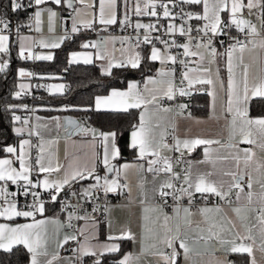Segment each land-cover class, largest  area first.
<instances>
[{
	"label": "crops",
	"instance_id": "crops-1",
	"mask_svg": "<svg viewBox=\"0 0 264 264\" xmlns=\"http://www.w3.org/2000/svg\"><path fill=\"white\" fill-rule=\"evenodd\" d=\"M134 1L135 0H127V4H125V0H120V2L117 0L116 11L118 21L121 20L122 13L126 8L134 11L128 5L129 3L135 5ZM244 2L247 3V0H244ZM99 5L100 0H83V3H81L80 0H74V6L82 10L78 26L86 28V22L91 20L93 21L92 25L100 29L110 27L118 28L120 26L119 23L114 25H101L99 23ZM185 5L191 11L202 13V5ZM48 6L52 7L58 13L57 18L52 24V31H49L47 14H45L42 18L43 22L40 32H36L34 28H31L30 31L22 32L20 35L30 37L32 41L43 39L49 43H60L59 48L45 49L34 47L33 51L36 54H52L54 57L55 50L65 47L67 51L65 65L67 67L71 65L68 62L71 54L79 53L82 56H90L91 63L97 65L98 69L104 73L108 60H125L131 56L133 52H139L141 55L143 54V46L148 45L140 44L134 48H115L112 45L111 39L105 37L101 40L95 39L93 44H96L97 47L93 48L90 46L84 48L82 45L87 43V39L84 36H74L68 40L64 39L61 43L60 38L63 37L64 19H68L69 27L71 28V17L75 16L76 13L73 12L72 9H67L66 5L64 6L66 10L63 11L59 6L52 4ZM258 12L261 16V10L259 8H253L251 10L245 8L242 10L241 17L251 22L255 20V14ZM226 16L227 14L223 13L222 19L226 18ZM149 17L150 16L138 17L135 15L133 17V24L137 22L147 24ZM259 19L260 20L255 26L257 32L261 33V35L254 36L252 38L254 43L248 44L247 49L242 54L243 65H241V67L245 65L248 66L250 87L257 83L259 78L264 75V47H261V44L264 43V26L261 24V17ZM199 22L200 21L192 20L194 24H198ZM231 26L233 25L229 22V26L226 28H230ZM233 29H236L235 26ZM12 41L13 40L10 38V43ZM14 42L16 50L18 51L19 40L17 35L14 37ZM195 43L197 42H193V45H195ZM151 48L152 46L148 45L147 56ZM157 48L161 49L162 52L164 51V49H162L164 47ZM215 48L217 50L215 62L209 63L211 57L208 56L207 53H204V49H196L194 46L191 48L192 51L204 53L205 58L201 61L199 57L196 56L185 57L183 55L184 49L180 47L182 57L187 64V67H185V64H182L184 67L183 74L188 72L189 69H196V71L188 72L190 78L200 76L210 78L213 81L212 85L194 84L190 87L200 89V93L204 94L206 97V111L203 114L190 113L189 105L182 100H177L174 106L159 105L158 100L165 97L161 96L160 93L167 90L169 79L173 84L171 72L164 68V65L170 64L171 62L161 65L159 61L148 59V61L153 64L150 72L140 79L127 80L125 86L123 88H118V90H126L128 83L135 82L142 92L145 89V85H147L149 90H154L157 93V99L155 101L141 108L133 109L136 111L134 126L140 124L141 113H143L145 128L148 130V137L152 142V146L159 151L160 157H167L170 160L172 153H179L187 164V174L185 176L189 177L190 182L195 180L196 175L210 173V175L207 176V180L213 182L217 187L227 193L223 198V202L220 204L210 203L199 205L189 211L186 203L191 196L200 194L199 192H195L194 189H189L191 195H182L178 204L173 206L170 210H163L158 204V197L165 189L162 186L166 182L171 181V174L170 172L162 170L164 167L162 163L149 165V161L157 159V157L145 155L141 158L138 149L130 147L133 126L128 133V146L134 152V156L129 160L112 161L113 164L121 168V174L118 178L114 173L109 174L108 177L109 179H118L121 188L116 192L106 194L114 200L105 205L104 219L102 222L98 220L96 214L86 213L83 216L90 218L79 219L76 228L69 229L64 223L62 216L57 212H53L52 214L44 213L43 216L37 215V220L48 221L43 226L41 236L46 241L47 258L51 259L53 254L58 257L57 260L53 261V264H69V261H71L72 264H95V260H92V257L95 256H82L77 259L82 244L92 247L97 252V255L100 254L103 246L106 244H117L119 246V255L114 259L104 260L106 255L117 252L105 253L100 257V264H106V262L119 264V261L122 260L124 256L131 257L129 264H163L159 255L155 253L162 251L170 254L172 252V249L167 248L163 243V237L166 235H175L177 229H179L180 238L185 241L190 251L188 253V258L185 259L184 250L179 247V241H176L174 243V247L178 252L176 264H216L218 260L222 261L223 264H238L241 259H246L247 264H252L253 259H255L256 264H264V252L261 251L260 241V230L264 225H261L259 219L262 204L261 197H264V166H262L264 165V149H262L260 145L264 141H262L260 133L253 128L251 129L252 135L249 136L248 139L254 141V143H249L244 139L240 127H233V114L226 111V88L228 82L227 56L225 54L226 52L218 43ZM122 49L123 53L121 51ZM97 54H101L105 58L98 59ZM240 55L241 53L238 50L233 53V68L236 79H240L241 76L240 68L236 67L237 57ZM79 63L86 64L83 60ZM18 68L28 70L24 66H19ZM205 68L209 69V71H203ZM161 69L166 73H170V76H161ZM36 77L42 80L43 92L47 96L61 94L49 92V86L63 84L64 91L68 87L66 82L62 78L57 77L56 74L44 73ZM149 80L156 81V83H149ZM221 81L224 84V89L220 88ZM21 82L29 85L28 89L31 87V78L22 79L19 77L16 82L17 91L19 90V84ZM184 82L185 87L189 88L187 80H184ZM113 89H110L105 94L94 96L92 108L94 109L95 97L109 95ZM213 91L216 93L215 109L213 108V96L208 94ZM176 95H179V92H176ZM181 105H183V107H181ZM66 107L67 106H60L58 108L49 107L43 103L37 105L35 111L29 118V125L25 126L23 137H18L15 143L9 144L18 146L21 139H28L31 143V147L27 149V162L33 165H35V161L40 154V146L43 145L45 161L51 159L54 166L57 164L61 166V171L59 173L54 172L50 176L47 173H37L34 170L36 174L34 181H42L45 178L52 180L63 179L65 172L71 173L76 169H91L94 163L96 165V174L102 177L107 175L105 174L102 163L93 155V151H95V153L102 157L103 148L100 143L97 142L95 149H93L90 132L84 133L80 131L74 135L65 134V129L62 127V118L64 116L62 110ZM164 109H168V111H164ZM79 116L74 117L78 119ZM249 116L253 118L264 117L260 115ZM236 123L240 125L242 121L237 120ZM20 126V124L15 123L13 131L15 127ZM86 128H94L105 132L111 130H101L92 124L88 125ZM29 129L32 131L31 136L28 135ZM168 129H170L174 135L173 146L164 148L160 146L161 138L164 137ZM192 139H207L219 141V143L198 145L189 152L182 147V142ZM176 140L181 141L180 151L175 150L174 146ZM32 149L33 152H31ZM205 149L208 150L207 159L205 158ZM245 150H247V152ZM246 155H251V159L247 162L245 160ZM3 158H11L13 160V166L19 170V161L16 160L14 156L10 157L9 154L4 152V155L1 156L0 159ZM125 164L131 166L126 171L123 170V165ZM149 167L160 170L149 171ZM185 176L182 178V188L188 187V185L184 183ZM94 183L95 180L91 177L84 180L77 179L65 185L63 189L83 193L86 188ZM237 183L240 187L235 186ZM249 183L251 187L248 186ZM10 184L9 182V185ZM125 185L126 187H124ZM229 188H231V191H229ZM249 193H251V202H249L248 199ZM206 194L219 197L215 194ZM237 196H239V199H237ZM48 208L49 206L45 205V209L48 210ZM236 208L241 209L239 216L234 211ZM177 209H179V212H177ZM185 209L188 211L185 212ZM202 209H207L209 211L202 212ZM217 209H219V211H217ZM165 217L168 219L165 220ZM241 218H243V220ZM57 221H59V223H57ZM0 223L16 226L24 223H32V221L31 219L26 220L24 218L6 221L0 218ZM61 224L64 226L61 227ZM249 228L251 229V235L254 237V241L243 239V237L249 235ZM122 229L130 230L135 239L115 241L108 239L109 235H119ZM214 233H220L224 240H236L237 243L250 245L252 247V256H249L247 253L241 254L232 252L230 250L231 245L220 243V240L214 236L212 239H207ZM65 235H75L76 239L69 240L68 243L63 244L62 247L58 246V244L62 243ZM201 237L205 239H201ZM17 246L23 247L22 245ZM67 248H71L73 252L68 253ZM27 254V261L25 264H31V255L28 252ZM41 259H44V257H41Z\"/></svg>",
	"mask_w": 264,
	"mask_h": 264
},
{
	"label": "snow or ice",
	"instance_id": "snow-or-ice-1",
	"mask_svg": "<svg viewBox=\"0 0 264 264\" xmlns=\"http://www.w3.org/2000/svg\"><path fill=\"white\" fill-rule=\"evenodd\" d=\"M83 3V0H80ZM56 5L61 8V10L65 9V0H8L7 5L4 6L5 11L0 12V73H4L9 68L10 60L6 57H10L11 52V43L10 38L13 34V30L17 35L19 40L17 56L20 60L24 61H51L53 60L52 54H36L33 51L34 47L45 48V49H55L60 47V43H49L43 39L32 41L30 37L20 35V29L22 27L34 28L36 32L41 31L42 18L45 14H47V20L49 24V31H52V24L58 16L57 11H55L52 7L48 5ZM125 4H127V0H125ZM189 6H197L202 5V13H197L194 11L185 12L183 9V5ZM172 5L173 8L180 7L181 8V19L183 20V24L177 26L176 24L169 23L166 32L170 34L178 33L181 37H187V42L176 45L177 47H182L184 49L183 55L185 57L188 56H196L202 61L205 56L204 53H207L208 56L211 57L209 63L215 62V58L217 56V50L212 46L213 37H216L221 34H227L224 32V29L229 26V22L231 25L235 26V28L240 32H245L247 28V32H245L246 42L242 41L238 38L235 39L234 44H230L228 49L226 50L227 56V70H228V82L226 88V111L233 114V127H240L241 133L244 139L249 143H254V141L249 140L248 137L252 135L251 129H255L261 135L262 141H264V117H250L248 113V104L254 98H264V75L259 78V81L253 84L251 87L249 86V71L248 66H243V53L247 49L249 43H254L253 40H247V37H253L257 35H261V33L257 32L256 26L252 25L249 21L243 19L241 17L242 10L247 8L249 10L253 8H259L262 12H264V0H247V3L244 0H135L134 5V14L136 16H151L157 17L158 19L162 16L165 19L175 20L176 14L173 12L172 8L169 7ZM91 6V5H89ZM66 8L72 9L73 12L76 13L75 16H72V25H71V33H76L79 31V17L81 15V9H77L74 6V0H66ZM117 0H100L99 5V23L101 25H114L121 24L124 26H132V21L130 20L127 12H125L124 18L118 21L117 18ZM33 9V13L31 15L30 23L28 25L18 24L15 27L12 24V16L11 14H15L19 16L21 11ZM159 9V10H158ZM222 13H226V18L222 19ZM197 20L203 21L202 26L193 28L188 24V21ZM93 21H87L85 26L91 27ZM262 26H264V21L261 22ZM144 30L143 41L144 44L151 43L149 38V32L151 30H156L155 24H144V23H135L134 31L138 34L137 36V45L141 42L139 40L140 30ZM193 31L196 32V36H193ZM200 33H203V36H200ZM211 33V35H209ZM199 37V41L193 45V40H196ZM67 38L61 37L60 42ZM205 38H207L205 40ZM31 41V42H30ZM165 50L162 52L161 49L157 48L155 45L152 46L150 53L145 59H150L152 61H159L161 65H164L168 62L176 63L177 57L175 55H171L167 53V49L170 47L168 41H161ZM175 44V41H173ZM97 47L96 44L89 45L87 43L83 44L82 47ZM195 47L196 49H204V53L199 51H192L191 48ZM261 47H264V43L261 44ZM237 50L241 53L240 56L237 57L236 67L240 68L241 76L240 79H236L234 76V68H233V53L237 52ZM123 53V49L121 50ZM98 59H104L105 57L101 54H97ZM83 60L84 63H91V57L84 55L82 56L79 53H72L69 58V63H79ZM142 57L139 52H133L131 56H129L125 60L115 61L108 60L107 67L104 69V75L110 76L112 75V69L114 67H131L133 69L138 68L141 64ZM181 64H187L185 61L181 60ZM196 71V69H189L188 72ZM203 71L207 72L209 69L205 68ZM188 72L183 74V79L187 80L188 87H192L194 84H208L212 85L213 81L210 78H204L197 76L195 78H190ZM38 74L28 71L24 68H20L18 70V76L20 78H32L37 76ZM161 76H170V73H166L163 69L160 72ZM183 82V81H182ZM149 83H156V81L149 80ZM29 85L21 82L19 84V90L14 93L15 98L19 99L22 95L27 94V89ZM220 88L224 89V84L220 82ZM49 92L53 93H63L64 85H55L49 86ZM176 91H179L181 96L188 94L185 88H175V86L171 83V80L168 81L167 90L160 93L161 96H165L168 100H172L176 95ZM147 93V94H145ZM210 96H213V108L215 109V101H216V93L209 92ZM157 99V93L154 90H149L147 85H145V89L142 92L139 89V86L135 82H130L127 85L126 90H118L113 89L109 95L105 96H97L94 100V109L95 111H113V112H128L130 109L141 108L142 106L152 103ZM183 107V105H181ZM15 109H22L27 111L26 105H11L9 106V111H13V115L11 117L14 123H18L21 126L15 127L14 131L18 137H23L25 126L29 125L30 121L28 119H22L21 116L15 115ZM164 111H168V109H164ZM58 119V118H57ZM240 120L242 123L237 125L236 121ZM69 126H73L75 129L79 131H83L84 133H91L92 136V146L95 149V145L97 142L103 148L102 157L99 156L95 151H93V155L102 163L103 168L106 173H114L118 178L121 174V168L117 167L112 161L116 160L120 156V149L118 147V131L109 130L107 132L100 131L97 129H80L79 125H75L73 121H68ZM71 135V133H69ZM28 135H32L31 129H29ZM213 143H219V141L207 140V139H192V140H184L182 142V147L191 152L198 145H211ZM161 147L167 148L168 145L162 143L161 138ZM31 147V143L28 139H21L18 146L14 145H6L0 151H3L9 154L10 157H15L16 160L19 161V170L13 166V160L11 158H3L0 159V218H3L6 221H13L16 218H24L31 219L32 223H24L16 226H11L10 224L0 223V250L4 252H12L13 248L17 245H22L27 252L31 255V264H53L54 260H57V255L53 254L51 259H48V252L46 248V241L42 238L41 232L43 230V226L48 222L47 220H37V215L43 216L45 213V203L41 199L40 189L43 188L44 191L48 192L49 198L52 201H56L57 195L60 191L63 190L64 186L69 184L71 181H75L77 179L84 180L89 177L95 180L94 184H91L88 188H86L83 192L84 198H91L93 191H103L106 195L110 192H116L121 188V185L118 182V179H109L108 175L100 176L96 174V165L93 164L91 169L80 170L76 169L71 173L65 172L63 179L52 180L49 178H45L42 181L36 180L34 181L31 178V173L35 170L37 173H47L49 176L52 173H59L61 171V166L59 164L53 165L52 160L48 159L45 161L44 156V148L43 145L40 146V154L38 155L35 165L29 164L27 162L28 152L27 149ZM130 147L133 149H138L140 157L143 158L145 155H152L157 157V159H153L149 161V165H156L157 163H162L164 165L163 171L171 172L172 164L167 157H160L159 151H157L153 146L152 142L148 137V130L145 128L144 123V115L141 113L140 124L138 126H134L131 131V141ZM175 150L180 151L181 141L176 140ZM260 147L264 149V142L261 143ZM247 152V150H245ZM205 158H208V150L205 149ZM251 159V155H246V162ZM264 166V165H262ZM130 165H123V170H127ZM149 171H159L160 169H153L149 167ZM173 175H176L173 173ZM210 173H206L204 175H196L195 180L189 181V177H184V183L188 185L187 188L177 189V192L173 194L174 199H179L182 195H191L189 189H194L195 192L199 193H209L215 194L223 199L227 193L224 192L221 188L217 187L213 182L207 180V176ZM177 178H179L177 176ZM235 179V178H234ZM103 181V182H101ZM9 182L12 185H17L19 191L18 192H10L8 190ZM236 187H240L237 183ZM251 187V184L248 185ZM126 187V185L124 186ZM162 187L164 188H172L174 185L171 182H166ZM231 191V188H229ZM169 193L161 192L162 196H166ZM73 195H77L73 193ZM24 197L25 203L23 206L20 205L18 197ZM31 198V203H28V198ZM239 199V196H237ZM249 202H251V193L248 194ZM261 209H260V223L264 225V197H261ZM93 212L97 211V208L92 209ZM185 212L188 210L185 209ZM202 212L209 211L207 209H202ZM219 211V209H217ZM237 215H240V208L234 209ZM179 212V209H177ZM73 213H69L68 216V224L67 227L70 229L72 227L71 220L73 219ZM77 219H86L90 218L87 216H78ZM168 218L165 217V220ZM243 220V218H241ZM59 223V221H57ZM64 225L61 224V227ZM249 235L243 237V239L253 240L254 237L251 235V229H248ZM213 236L220 240L222 244L231 245L230 250L234 253H247L249 256H252V247L250 245H246L244 243H237L236 240H224L220 233H214L210 235L207 239H212ZM75 235H65L62 243L58 244V246L62 247L63 244H67L69 240H75ZM109 240H133L135 239L134 235L130 230L122 229L119 235H109ZM201 239H205L201 237ZM179 241V247L184 250L185 259L188 258V253L190 251L188 245L184 240L180 238L179 229H177V233L171 236L163 237V243L167 248H171L172 252H158L155 253L159 255L160 259L163 261V264H176V259L178 256V252L174 247V243ZM260 241H261V251L264 252V227L260 230ZM155 246V245H153ZM119 246L117 244H106L103 246L99 255L97 252L90 246L81 245L79 250V259L82 256H95L97 257L95 260V264H100V257L105 253L118 252ZM44 257V259H41ZM131 257L124 256L122 260L119 261V264H129ZM69 264H72L69 261ZM216 264H223L222 261H217ZM252 264H256L255 259L252 260Z\"/></svg>",
	"mask_w": 264,
	"mask_h": 264
},
{
	"label": "trees",
	"instance_id": "trees-1",
	"mask_svg": "<svg viewBox=\"0 0 264 264\" xmlns=\"http://www.w3.org/2000/svg\"><path fill=\"white\" fill-rule=\"evenodd\" d=\"M120 2V0H118ZM8 0H0V8L7 5ZM5 9V8H4ZM32 9L21 11L19 16L11 14L12 23H23L28 25L29 13ZM223 15V13L221 14ZM261 21H264V12L261 11ZM11 42L9 68L0 73V149L4 146L13 144L17 141L18 136L13 131L15 123L11 117L13 111H9L11 105H24L25 98L22 95L17 99L14 93L17 91L16 82L18 77V67L24 66L27 69L31 68L36 74L52 73L62 74V79L67 84V89L58 95L47 96L41 91L39 98L34 100L36 105L45 104L49 107L58 108L62 105L67 106L63 109V114H70L79 116L85 114L88 124L95 125L99 129H111L118 131V147L120 149V156L114 160L115 162L121 160H129L134 156V152L128 146V133L134 126L136 121V111L131 109L128 112H110V111H94L92 108V101L94 96L107 93L113 88H123L129 79H140L150 72L153 64L145 59L147 57L148 45L143 46L141 54L142 60L138 68L131 67H114L112 75L106 76L101 72L94 63H75L65 65L67 51L65 47L55 50V55L51 61H24L17 56L16 45L14 37ZM38 78V77H37ZM206 97L199 93L193 97L190 105V113L203 114L206 111ZM19 111L25 112L22 109H15L14 114L17 115ZM249 115L264 116V98H254L248 104ZM22 119H24L22 117ZM4 155L0 151V157ZM54 207L49 206L45 213L52 214ZM118 251L114 254H108L104 260L114 259L119 255ZM27 251L21 246H15L12 252H4L0 250V264H25L27 261ZM236 263V261H235ZM106 264H112L106 262ZM234 264V263H233ZM238 264H247L246 259H241Z\"/></svg>",
	"mask_w": 264,
	"mask_h": 264
},
{
	"label": "built area",
	"instance_id": "built-area-1",
	"mask_svg": "<svg viewBox=\"0 0 264 264\" xmlns=\"http://www.w3.org/2000/svg\"><path fill=\"white\" fill-rule=\"evenodd\" d=\"M165 2H167V0H165ZM169 7L172 8L173 12L176 14L175 20L165 19L162 16L159 19L157 17H151V16L148 18L147 24L156 25V30H151L148 33L149 38L151 40V43H149L148 45L151 46L155 45L156 47H165L161 41H168L170 47L167 49V51L171 55H175L177 57V62L174 64L170 63L164 65V68L169 72H171L173 76V85L175 86V88L177 89L185 88L188 94L183 96H181L180 94L175 95L172 100H168L166 97H162L158 100V103L159 105L162 106H167V105L174 106L177 100H182L185 101L190 107L193 101V97L200 93V89L185 87V82L182 77L184 67L180 63L181 60L184 61V58L182 57V54L180 52V47H177L176 45L187 42V37H181L178 33L170 34L166 32V28L169 23L176 24L177 26L183 24V20L181 19V8L180 7L173 8L172 5H169ZM182 7L185 12L191 11L186 5H183ZM4 11L5 9L1 7L0 12H4ZM125 12H127L130 20L132 21V26H124L120 24L118 28L110 27L106 29H100L95 25H91V27H86V28L79 27V31L76 33H71L70 31L71 28L69 27L68 19L65 18L63 37L66 36L67 38L65 39L68 40L74 36H84L86 37L87 39L86 42L89 45H92L95 39L101 40L105 37H109L112 41L113 47L115 48H128V47L134 48L140 44H144L142 43L144 30L141 29L139 33V40L141 42L137 45L138 34L134 31V24H133V17L135 16L134 11L130 10L129 8H126L122 13L121 20L124 18ZM31 15H32V10L29 13V18L31 17ZM260 17H261L260 13L259 12L256 13L255 20L251 21L250 23L252 25H256L260 20L259 19ZM203 23H204L203 21H200L198 24H194L192 23V20L188 21V24L191 25L194 29L202 26ZM12 24L14 27L18 24L24 25L23 23H12ZM233 28L234 26H231L230 28H225L224 32L227 33L226 35L221 34L216 37H213L212 46L215 47L216 44L218 43L222 47V49L226 52L228 46L230 44L235 43V39L233 38H238L246 42L245 32H247V28L245 29V32H240L237 29H233ZM25 31H30V28L25 26L20 29V33ZM192 35L196 36L197 34L195 31H193ZM209 35H211V33H209ZM12 36L13 37L16 36L15 30H13ZM200 36H203V33H200ZM253 37H247V40H252ZM206 39L207 38H205V40ZM173 41H175V44H173ZM198 41H199V37H197L196 40H193V42H198ZM28 70L34 72L33 69L31 68H29ZM56 76L61 78L62 74L58 73L56 74ZM42 83H43L42 80L37 78L36 76L31 78V87L27 90V94L24 95L25 98L24 105L27 106L28 110L25 112L19 111L17 115L29 120L30 116L37 107V105L34 103V100L39 98V95L43 90ZM64 106L65 105H62V107ZM77 120H78V125L81 129L88 127L89 124L85 114H81ZM173 138H174L173 132L170 129H168V131L162 138V142L168 145V147H172ZM31 152H33V149L31 150ZM170 162L172 164V171L170 172L171 174L170 182L174 185V187L165 188L163 192H167L169 194L166 196H162L160 193L158 197V204L163 210H170L173 206H175L180 202L181 197L178 200L174 199L173 194L177 192V189L182 188V178L187 174V164L185 163V161L183 160V158L179 153H172V155L170 156ZM173 173H175L176 175H173ZM177 176L179 178H177ZM35 177L36 174L35 171H33L31 173V178L34 180ZM8 190L10 192L19 191L17 185H12V184L9 185ZM40 192H41V199L43 200L45 205L54 207V211H56L62 216L63 221L66 225L68 224L69 213L74 214L73 219L71 220L72 227L70 229L76 228L77 223L79 221V219H77L76 217L83 216L86 213L96 214L98 216V220L102 222L104 219L105 205L108 202L114 200L113 198H110L109 196L105 195L103 191H95V190L93 191L91 198H84L82 192L63 189L57 195L56 201H52L49 198L47 191L40 189ZM73 193H76L77 195H73ZM18 199L20 205L23 206L25 203V198L20 196L18 197ZM223 200L224 199H221L220 197H213V196H209L206 193H200L191 196L188 202L186 203V206L188 210L191 211L199 205L210 204V203L220 204L223 202ZM27 202L31 203L30 197L28 198ZM93 208H97V211L93 212L92 211ZM67 252L72 253L73 250L71 248H67ZM92 260H96V257H92Z\"/></svg>",
	"mask_w": 264,
	"mask_h": 264
},
{
	"label": "water",
	"instance_id": "water-1",
	"mask_svg": "<svg viewBox=\"0 0 264 264\" xmlns=\"http://www.w3.org/2000/svg\"><path fill=\"white\" fill-rule=\"evenodd\" d=\"M65 5H66V1H65ZM68 121H73L75 123V125H78V120L76 117L69 115V114L64 115L62 118V127L65 129L66 135H69V133H71V135H74V134L80 132L79 130L75 129L73 126H69ZM105 174L109 175L110 173L105 172Z\"/></svg>",
	"mask_w": 264,
	"mask_h": 264
},
{
	"label": "rangeland",
	"instance_id": "rangeland-1",
	"mask_svg": "<svg viewBox=\"0 0 264 264\" xmlns=\"http://www.w3.org/2000/svg\"><path fill=\"white\" fill-rule=\"evenodd\" d=\"M134 2H135V1H134ZM128 5H129V6H130V7H131L133 10H134V5H133V3H131V4L129 3ZM162 49H164V50H165V47H164V48H162Z\"/></svg>",
	"mask_w": 264,
	"mask_h": 264
}]
</instances>
